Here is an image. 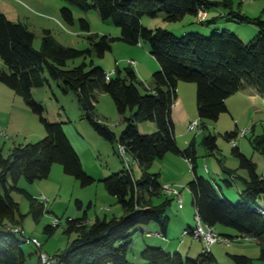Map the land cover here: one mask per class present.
I'll list each match as a JSON object with an SVG mask.
<instances>
[{"label":"trees","instance_id":"trees-1","mask_svg":"<svg viewBox=\"0 0 264 264\" xmlns=\"http://www.w3.org/2000/svg\"><path fill=\"white\" fill-rule=\"evenodd\" d=\"M64 1L67 6L62 9V16L67 23L75 24L74 8L83 13L97 11L103 21H111L122 32L118 38L92 33L90 23L81 18V30L89 35L90 49L83 51L64 46L51 32H46L42 48L37 50L34 46L35 34L28 26L13 23L0 14V57L9 69L7 72L0 68V84L23 96L47 131L45 139L16 146L8 157L0 146V264H29L35 258L23 249V244L29 243V238L22 226V216L21 220L17 219L19 204L12 197L14 191L24 193L19 188L23 178L30 183L48 179L53 166L60 164L64 166L66 174L76 177L83 187L97 182L85 171L63 124L50 122L45 115L44 105L34 99L33 90L45 87L49 78L62 83L65 94L74 92L77 95L84 118L98 135L111 143L125 146L128 157H132L142 172L141 178H136L131 160L126 162L123 157L127 163L126 169L102 182L107 192L117 198L124 215L112 219L97 218L94 223L88 222L86 216L81 219L69 218L67 232L76 233L77 239L65 252L53 257L58 264H132L129 252L134 234L142 226L156 225L160 236L167 238L171 223L167 211L176 194H168L161 182V174L152 173L151 169L157 160L165 159L169 154L180 156L191 164L196 176L187 187L193 196L196 218L200 217L202 225L205 228L217 229L222 226L234 230L237 236L226 235L221 238L218 235L221 242L251 240L261 247V259L264 260V215L261 213L264 206L259 204V201L264 200V175L258 174L257 165L236 146L240 134H227L226 138L232 144L235 143L233 152L241 162L240 168L248 172L249 178L240 177L235 170L222 166L232 178L231 182H226L228 186H232L237 179L243 183L244 189L240 191L238 204L235 205L223 193L221 186L217 189L213 182L197 174L195 141L190 148L182 150L178 145L173 119V108L178 100L181 82L197 84L200 127L205 129L206 121L218 122L223 114L229 112L227 100L239 92L254 88L264 99L263 18H250L237 12L232 0ZM213 8L227 10L228 14L221 17L230 23L255 26L258 34L247 43L230 30L217 33L211 25L221 17L203 22L198 19L200 11ZM161 14L169 22L195 17L197 24L209 26L213 34L206 36L190 32L176 36L162 28L151 30L143 26L145 17L157 18ZM116 41L150 45L151 55L161 65V70L153 76L152 87L139 78L132 65L126 68L124 75L117 68L116 76L110 79L107 78V72L93 61L67 69L70 61L87 58L94 52L99 58H104L112 51ZM100 94L111 95L123 116L126 126L120 135L97 115ZM128 113L131 116H127ZM145 122L156 123L158 132L142 135L138 124ZM255 142L256 150L264 154V137H259ZM203 143L212 154L218 150L217 137L212 134L206 136ZM29 199L32 212L39 220L45 213V205L37 198L29 196ZM7 221L12 225H7ZM59 226H48L47 231L53 234ZM19 228L21 231L16 232ZM194 229L189 227L185 232L195 239ZM20 235L25 239H21ZM42 249L37 248L38 264H41ZM231 257L236 264H254L247 256ZM142 259L144 264L216 263L211 249L208 251L207 248L198 258H185L180 252L173 254L162 247L149 246L142 253Z\"/></svg>","mask_w":264,"mask_h":264},{"label":"rangeland","instance_id":"rangeland-1","mask_svg":"<svg viewBox=\"0 0 264 264\" xmlns=\"http://www.w3.org/2000/svg\"><path fill=\"white\" fill-rule=\"evenodd\" d=\"M210 1L221 2L223 0ZM232 2L237 12L240 11L250 18L262 17L264 20V0H232ZM66 6L67 3L64 0H0V14L5 15L13 23H22L28 26L35 34L34 46L37 50L42 48L46 32H51L52 36L64 46L83 51L90 49L89 35L81 30V18H85L90 23L92 33L114 38L121 36V28L115 26L111 21H103L97 11L83 13L74 8L75 24L67 23L62 16V9ZM208 11L212 15L216 14L217 18L221 17V12L224 13L222 16L228 14V11L223 8H213ZM212 15L209 20H213ZM142 24L151 30L160 28L168 30L176 36L190 32H199L206 36L213 34L212 30L205 31L209 26L197 24L196 18L192 16H188L180 22H169L166 16L161 14L157 18L145 17ZM227 25L231 26L227 27ZM211 26L217 33L226 30L235 32L247 43L258 34V29L253 25L230 23L222 17ZM131 60L137 62V67H134L137 73L140 74V70H143L145 76L140 79L149 86V80L153 82V76L155 72L161 70V65L151 55L150 45L144 42L140 45H131L123 41H116L112 45V51L108 52L104 58H99L94 52L87 58L70 61L67 69L71 70L84 62L90 64L93 61L111 77H115L117 68H120L124 75ZM155 67L157 68L155 69ZM0 68L9 72L1 57ZM47 78H49L48 75ZM62 85V83L54 82L49 78V83L45 87L33 90L34 99L44 105L45 115L50 122L63 124L66 134L81 158L85 171L97 182L92 186L83 187L76 177L66 174L63 165L55 164L48 179L30 183L23 178L19 183V188L24 193L18 191L12 193L14 201L19 204L20 214L17 219L21 220L22 216V226L26 237L37 238L42 243L45 254L47 253L50 257L62 254L77 239L76 233L69 234L67 232L66 223L69 218L81 219L86 216L88 222L94 223L97 218L103 220L106 217L112 219L124 215L123 207L117 198L107 192L105 184L102 182L127 167V163L120 155V145L117 142L111 143L98 135L91 123L84 118L85 114L81 109L77 95L74 92L65 94ZM180 86L183 96L192 97V107L199 117L197 84L181 82ZM142 92L145 91L142 90ZM241 98L243 100H238L239 103H234L232 100L230 102L229 98L227 106H230V112L223 114L218 122L206 121V129L201 126L195 133H191L188 132L190 122L186 126L179 122L176 123L177 138H179L180 144L188 149L195 141L197 160L204 178L213 182L217 189L218 186H221L228 194H236L238 198L239 190L244 189L243 183L237 179L235 182L233 181L232 186H228L226 182H231L232 178L222 166L235 170L240 177L248 175V172L240 168L241 162L234 154V145L226 138L227 134L239 133L236 146L257 165L259 175H263L264 170V154L255 148L256 139L264 137V99L261 97L257 102H253L244 96ZM237 99L240 98L237 97ZM98 100L97 115L107 122L117 135H120L126 125L114 98L109 94H100ZM127 116H131V113H128ZM0 130L5 133L3 136L0 134V146L6 157L16 146L38 143L47 137V131L41 123L40 117L33 112L25 98L3 84H0ZM138 130L142 135H152L158 132V126L153 122H145L138 124ZM246 130H248L247 136L242 137L241 133ZM210 134L217 137L218 150L214 154L210 153L203 143L204 138ZM129 158L132 168L136 172V178H141L140 166L132 160L130 155ZM207 166L211 173L207 171ZM151 172L161 174V181L168 179L174 184L176 182L184 183L183 186L172 183L173 190L183 194L182 208L184 209H180L179 196L176 194L172 206L167 211V215L171 218L167 238L156 236L158 231L150 230L151 226H142L134 234V242L129 252L130 262L144 264L142 253L146 248L149 246L163 248L166 244L172 245L170 248L173 250V254L181 252L185 258H198L205 252L207 246L203 242L195 240L191 235L184 237L187 228H196L198 224L196 211L189 197L191 192L186 186L194 179L190 162L180 156L169 154L165 159L157 160ZM10 183L12 184V179H10ZM29 196L39 199L45 205V213L39 220L32 212ZM238 198L232 199L231 202L237 205ZM259 204L264 206V200L259 201ZM56 219L59 220L60 226L53 234H50L47 227L52 226ZM7 225L11 226L12 224L7 221ZM216 232L221 238H225L226 235L237 236L234 230L222 226L217 227ZM19 237L25 239L21 235ZM157 240L159 243H156ZM23 249L35 257L33 261H29V264H38L36 246L25 243ZM177 249L179 251H176ZM211 252L216 258L214 264H236L231 257L234 255L247 256L253 260L254 264H264V260L261 259V247L247 239L217 243L211 247Z\"/></svg>","mask_w":264,"mask_h":264},{"label":"crops","instance_id":"crops-1","mask_svg":"<svg viewBox=\"0 0 264 264\" xmlns=\"http://www.w3.org/2000/svg\"><path fill=\"white\" fill-rule=\"evenodd\" d=\"M251 1H253V0H251ZM222 14H224L223 12H221V15ZM211 13L208 11V17H207V20L209 19V18H211ZM216 15V14H215ZM215 15H212V17L213 18H216L217 16H215ZM230 27L231 25H227V27ZM212 30V28H207L205 31H211ZM251 33H252V30H251ZM238 36H240L239 34H238ZM133 61H136V60H133ZM137 63V62H136ZM135 67H137V64H136V66ZM157 67H155V69H156ZM141 71V73L139 74L138 73V75H139V78H142V77H144L145 76V74L143 73V70L141 69L140 70ZM150 82H149V87H152V82H151V80H149ZM181 84V83H180ZM180 84H179V86H180ZM180 88H181V86H180ZM180 88L178 87V100H177V102H176V104H175V106H174V108H173V119H174V121H175V124L176 123H181V124H183L184 126H186L187 125V123L188 122H190V124H189V126L192 124V123H194V122H196V121H198L199 120V117L197 116V112L195 111V109L192 107V97H187V96H183L182 95V92L180 91ZM242 96H244V98H246V99H251V100H253V102H257V100H259L262 96L259 94V92L256 90V89H254V88H248V89H246V90H244V91H242V92H239L236 96H233V97H231L230 98V102H231V100L234 102V103H239L238 102V100L239 101H242L243 99L241 98ZM237 97H239L240 99H237ZM263 98V97H262ZM235 99H237V100H235ZM244 101H245V99H244ZM228 109H229V112H230V106L228 107ZM189 132V131H188ZM176 133H177V131H176ZM181 138V137H180ZM178 139V145H179V147L182 149V150H185L186 149V147L185 146H183L182 144H180L179 143V138H177ZM209 166H207V171L209 172L210 171V168H208ZM135 174H136V172H134ZM209 173H211V172H209ZM197 174L199 175V176H203V177H205L201 172H200V165H199V163H198V160H197ZM263 175H264V170H263ZM195 173H194V178H195ZM184 178V177H183ZM243 178H249V175H244L243 176ZM177 181V180H176ZM162 182V184H163V186H167V187H170L171 189H173L172 187H174L173 186V184H174V182H170V181H168V179H165L164 181H161ZM173 183V184H172ZM190 183V182H189ZM188 183V184H189ZM183 182H176L174 185H181V186H183ZM186 186H188V185H186ZM239 191H242V190H239ZM178 192V191H177ZM223 193L226 195V196H228L231 200L232 199H237L238 198V196L235 194H228V192H226L225 190H223ZM179 195H180V198L182 199V206H181V208L180 209H184V208H182L183 207V203H184V198H183V194L181 193V192H179ZM189 197H190V200L192 201V205H193V207H194V204H193V196H192V194H190L189 195ZM188 198V197H187ZM149 229L150 230H153V231H158V232H156V236H160L161 234H159V227L158 226H156V225H151V227H149ZM168 236H169V233H168ZM163 242V241H162ZM156 243H159L158 242V240H157V242ZM164 243V242H163ZM170 246H172L171 244L169 245H164V247L163 248H166L167 249V251L168 252H170V253H172L173 252V250H171V248H170ZM176 251H179V249H177ZM42 253H45L44 252V247H43V249H42ZM181 253V252H180ZM47 254V253H46ZM182 254V253H181Z\"/></svg>","mask_w":264,"mask_h":264},{"label":"built area","instance_id":"built-area-1","mask_svg":"<svg viewBox=\"0 0 264 264\" xmlns=\"http://www.w3.org/2000/svg\"><path fill=\"white\" fill-rule=\"evenodd\" d=\"M207 17H208V11H204V10L200 11L199 16H198L199 21L203 22V21L207 20ZM129 64L132 65L133 67H135L137 63H136V61L131 60V61H129ZM107 78L110 79L111 75L108 74ZM198 128H200V121L199 120L192 123L189 126L188 131L191 133H195L198 130ZM0 134L2 136L5 135V133L1 130H0ZM246 134H248V130L242 132V137H244ZM233 145H235V143ZM119 149H120L121 156L125 158L126 162H130L131 159L128 157V152H127L126 147L121 145L119 147ZM165 189H166L168 194H178L177 191L171 189L170 187L166 186ZM179 198H180V195H179ZM179 204L182 205V199L181 198L179 199ZM261 213L264 215V210H262ZM196 219H197L198 224L193 231L195 234V239L203 242L207 246V250L210 251L211 246L215 245L216 243L221 242V239L218 236L215 228H208V227L205 228L201 223L200 217H197ZM53 225L55 227L59 226L60 225L59 220L56 219L53 222ZM15 231L20 232L21 228L16 229ZM188 234L189 233L186 231L184 233V236H188ZM248 241H251V240H248ZM28 242L31 244H34L38 249L43 248L42 243L37 238H29ZM41 264H58V262H57V259L50 257L47 254L43 253L41 255Z\"/></svg>","mask_w":264,"mask_h":264}]
</instances>
